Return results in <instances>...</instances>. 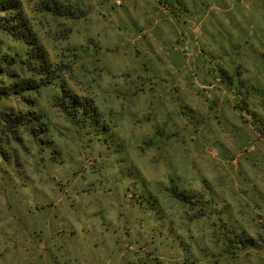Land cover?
I'll return each mask as SVG.
<instances>
[{
	"label": "rangeland",
	"instance_id": "obj_1",
	"mask_svg": "<svg viewBox=\"0 0 264 264\" xmlns=\"http://www.w3.org/2000/svg\"><path fill=\"white\" fill-rule=\"evenodd\" d=\"M42 1L22 0L90 109L59 81L0 94V264H264V0ZM25 50L0 26V59ZM20 111L44 124L11 129Z\"/></svg>",
	"mask_w": 264,
	"mask_h": 264
},
{
	"label": "trees",
	"instance_id": "obj_2",
	"mask_svg": "<svg viewBox=\"0 0 264 264\" xmlns=\"http://www.w3.org/2000/svg\"><path fill=\"white\" fill-rule=\"evenodd\" d=\"M40 9L57 16L69 18H75L79 15L78 9L76 10L69 4L57 0L42 1ZM0 13H3L0 15V26L12 37L26 45L24 56L17 54L19 59L11 58V55L0 59V73L14 77L13 80L0 86V94L24 96L29 91L37 90L42 86L56 84L59 81L61 92L65 97L72 99V104L75 108L73 111L77 115L76 117L78 119L85 117L87 110L90 109L87 101L77 103L76 94L71 92L63 78L66 69L65 64L52 59L47 46L27 15L22 0H0ZM12 61H17L20 67L27 70L28 75L13 74V72L8 74V65L12 64ZM5 116V121L10 125L11 129L26 125L28 122L39 121L43 123L37 113L30 111H20L16 114L6 112ZM33 130L42 133V131H46V128L42 130L41 127L38 129L33 128ZM33 134L38 135L35 132ZM173 193L184 203L194 204L195 201H200L198 197H192L184 191L173 190Z\"/></svg>",
	"mask_w": 264,
	"mask_h": 264
}]
</instances>
